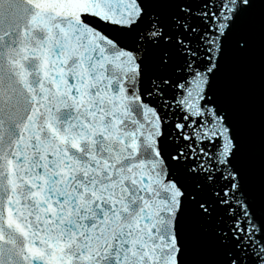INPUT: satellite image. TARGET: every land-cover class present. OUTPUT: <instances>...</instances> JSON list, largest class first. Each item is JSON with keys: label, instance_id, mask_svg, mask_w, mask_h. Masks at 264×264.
<instances>
[{"label": "snow or ice", "instance_id": "6c2138e0", "mask_svg": "<svg viewBox=\"0 0 264 264\" xmlns=\"http://www.w3.org/2000/svg\"><path fill=\"white\" fill-rule=\"evenodd\" d=\"M256 60L264 0H0V264H264Z\"/></svg>", "mask_w": 264, "mask_h": 264}, {"label": "water", "instance_id": "95a60500", "mask_svg": "<svg viewBox=\"0 0 264 264\" xmlns=\"http://www.w3.org/2000/svg\"><path fill=\"white\" fill-rule=\"evenodd\" d=\"M224 75L230 84L229 100L246 133L258 141L264 116V82L259 61L239 64L227 61Z\"/></svg>", "mask_w": 264, "mask_h": 264}]
</instances>
